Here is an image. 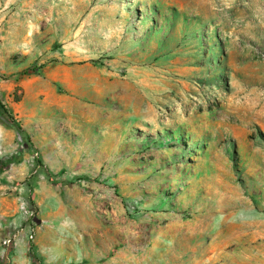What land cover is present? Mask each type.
Instances as JSON below:
<instances>
[{
    "label": "rangeland",
    "instance_id": "obj_1",
    "mask_svg": "<svg viewBox=\"0 0 264 264\" xmlns=\"http://www.w3.org/2000/svg\"><path fill=\"white\" fill-rule=\"evenodd\" d=\"M0 264H264V0H0Z\"/></svg>",
    "mask_w": 264,
    "mask_h": 264
},
{
    "label": "built area",
    "instance_id": "obj_2",
    "mask_svg": "<svg viewBox=\"0 0 264 264\" xmlns=\"http://www.w3.org/2000/svg\"><path fill=\"white\" fill-rule=\"evenodd\" d=\"M33 236H34L33 232L30 231V230H28V231H27V238H28V239H33ZM10 241H11V239L8 238V239H5V240L3 241V243H4V244H9Z\"/></svg>",
    "mask_w": 264,
    "mask_h": 264
}]
</instances>
